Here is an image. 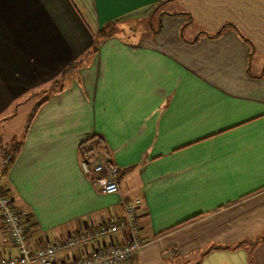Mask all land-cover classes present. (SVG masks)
<instances>
[{
  "label": "crops",
  "instance_id": "0c3cea01",
  "mask_svg": "<svg viewBox=\"0 0 264 264\" xmlns=\"http://www.w3.org/2000/svg\"><path fill=\"white\" fill-rule=\"evenodd\" d=\"M144 17L151 29L99 37ZM249 37L264 43V0H0V145L19 149L0 185L31 245L140 198L145 243L124 264H264V57ZM94 135L118 193L83 171ZM0 249L16 254L1 217Z\"/></svg>",
  "mask_w": 264,
  "mask_h": 264
},
{
  "label": "built area",
  "instance_id": "2783aa9c",
  "mask_svg": "<svg viewBox=\"0 0 264 264\" xmlns=\"http://www.w3.org/2000/svg\"><path fill=\"white\" fill-rule=\"evenodd\" d=\"M87 147L92 151L93 157L82 159L83 171L91 176L93 184L101 192L118 193L121 169L102 157L94 139H89ZM10 156L4 159L3 164L8 162ZM141 203L140 198L123 201V215L119 218L107 220L95 227L86 226L66 240L33 247L21 214L0 185V217L16 250L13 255L0 249V264H124L137 254L145 243L138 221ZM107 237L109 242L105 243ZM76 247L86 248L87 251L66 261L57 259L58 252Z\"/></svg>",
  "mask_w": 264,
  "mask_h": 264
},
{
  "label": "rangeland",
  "instance_id": "374dc122",
  "mask_svg": "<svg viewBox=\"0 0 264 264\" xmlns=\"http://www.w3.org/2000/svg\"><path fill=\"white\" fill-rule=\"evenodd\" d=\"M170 10H172V11H174V10H178L177 8H179L178 7V4H176V3H174L172 6H167ZM194 14V13H193ZM195 15V14H194ZM194 15H192L191 13H189L188 14V16L189 17H191V16H193V18H194V21L192 22V25L191 26H196V24L197 25H201V23L199 22V20H198V18H195V16ZM150 21H149V17H144V19H142V20H135V21H127V22H125V23H115V24H113L112 25V32L113 33H118V32H120L121 34L123 33L124 35H126V34H130V33H132V32H144V31H146V30H148V29H151V24L152 23H150ZM193 23H195V24H193ZM228 24V23H227ZM187 25H189V24H187ZM228 25H230V24H228ZM153 26H156V22H153ZM235 26V25H234ZM239 26V25H238ZM190 27V26H189ZM240 27V26H239ZM158 28V27H157ZM196 28H202V27H196ZM235 28L237 29V26H235ZM190 29H191V27H190ZM190 29H185V31L187 32V33H190ZM240 29L242 30V32L243 33H245L246 34V32L244 31V29H242L241 27H240ZM238 31H239V29H237ZM248 37V36H247ZM250 38V37H249ZM249 41H250V43L252 44V48H253V51H254V61L256 62V60L259 58H261V57H264V55H263V52H264V50L262 49V44H264L263 42L262 43H258L259 45H257V43H256V41H253L251 38L250 39H248ZM12 152L8 149V147L6 146V143H2L1 142V145H0V157H1V159H2V162L4 161V159H6V157L8 156V155H12L11 154ZM100 153V152H99ZM4 165L5 164H3L2 165V170H3V168H4ZM190 261H191V258L189 259V261H188V263L189 264H191L190 263ZM188 263H183L182 262V260L181 259H178V260H176V263L175 264H188Z\"/></svg>",
  "mask_w": 264,
  "mask_h": 264
},
{
  "label": "trees",
  "instance_id": "16d2710c",
  "mask_svg": "<svg viewBox=\"0 0 264 264\" xmlns=\"http://www.w3.org/2000/svg\"><path fill=\"white\" fill-rule=\"evenodd\" d=\"M228 24H230V23H228ZM228 24H225V25H224L219 31H221L223 28H225V26H227ZM112 25H113V24H108V25L103 26V27L100 29V33H99V37H100V39H103V38H105V37L110 36V35L113 34V32L111 31V30H112ZM237 29H238V28H237ZM218 33H219V32H218ZM218 33H217V34H218ZM99 37H98V39L96 40L95 48H97V46L99 45V41H100ZM243 37H244V36H243ZM244 38L247 39L246 37H244ZM74 65H75V63H74V64H71L68 68H71V67L74 66ZM39 105H40V103H38V104L34 107L33 111L31 112V114H30V116H29V119H28V124L31 123V121H32V119H33V116L35 115V113H36V111H37ZM91 138L95 140V143H96L97 146L103 148V138H102V136H100V135H94V136L91 137ZM91 138H90V139H91ZM88 141H89V139H87V141H85L84 144H83V146H82V151H83L84 153L90 151V148L87 147ZM18 151H19V149L17 148V149H15V151H13V153H11L12 155L10 156L8 162L4 165V168H3V170H2L4 173L7 172V170L9 169V167L11 166V164L13 163V161H14V159H15L17 153H18ZM84 158H85V157H84ZM84 158H83V159H84Z\"/></svg>",
  "mask_w": 264,
  "mask_h": 264
}]
</instances>
